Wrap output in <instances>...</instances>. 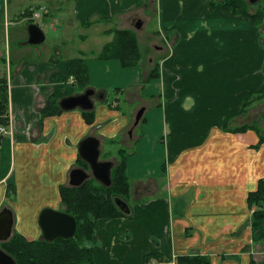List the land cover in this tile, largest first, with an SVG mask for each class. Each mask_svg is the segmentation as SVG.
<instances>
[{
	"label": "crops",
	"instance_id": "obj_1",
	"mask_svg": "<svg viewBox=\"0 0 264 264\" xmlns=\"http://www.w3.org/2000/svg\"><path fill=\"white\" fill-rule=\"evenodd\" d=\"M213 1L217 3L211 6ZM218 1L0 0V20L5 27L17 22L26 24L32 13H40L42 32L45 29L54 34L55 41L58 35L60 42L44 45L46 33L44 41L35 46L27 43L28 35H14L12 42L9 37L4 40V51H0V61L9 67L5 78L9 87L7 112L13 122L11 133L0 135V210L11 209L12 233L26 240L42 238L39 213L45 208L62 210L59 186L69 185L68 173L77 167L76 147L82 139L95 136L100 140V155L113 160L118 149L129 152V179V171L135 169L133 157L150 153L147 157L156 164L151 166L153 171L146 169L144 178L131 183L135 186L134 201L150 200L139 202L136 208L154 209L150 215L154 221L163 208L172 216L164 225L163 236L149 239L142 235L143 241H134L136 236L129 241L113 236L110 240L107 236L114 222L120 221L116 225L125 229L122 222H128L127 218L98 220L91 241L92 264H175L176 256L188 253L208 255L211 264H250L251 259L264 262V240L252 242L246 202L249 191L256 189L259 178H264V143L256 150L259 138L255 131L230 133L222 128L249 124L238 120L246 113L243 105L255 94L264 93V51L258 46V34L251 21L224 12ZM176 5L182 10H198L185 20L184 34L173 31L166 18ZM137 21L141 22L138 29ZM50 22L54 29L48 26ZM155 22L152 32L145 35L148 45L140 51L139 65L129 68L133 71H124L115 60L98 59L103 46L112 40L107 31L131 29L137 37L138 31L143 34ZM189 22L195 27L187 30ZM100 25L104 28L99 33L91 32ZM223 33L233 35L235 40L218 60L213 57L215 51L192 47L193 41L200 42L206 35ZM73 58L84 59L88 89L95 92L91 125L84 121L80 109L63 110L41 119L46 96L52 94L59 102L80 94L75 79L66 77L65 63ZM91 68L106 73L115 69L122 77L107 86L91 84ZM154 69L158 76L148 78ZM257 72L260 79H252ZM111 89L114 102L107 104ZM122 101L138 104L127 114L122 111ZM223 103L232 104L234 109H221ZM140 109L144 112L134 124ZM151 138L153 143L148 148L143 143ZM102 146L117 148L115 152L108 148L104 153ZM147 161L142 159L141 168L149 167ZM9 185L15 193L11 201L5 196ZM188 231L193 234L191 239L185 236ZM99 242L104 245L97 246ZM131 250L137 259L129 261L126 253ZM151 253H157L161 260L143 262L144 256Z\"/></svg>",
	"mask_w": 264,
	"mask_h": 264
},
{
	"label": "trees",
	"instance_id": "obj_2",
	"mask_svg": "<svg viewBox=\"0 0 264 264\" xmlns=\"http://www.w3.org/2000/svg\"><path fill=\"white\" fill-rule=\"evenodd\" d=\"M216 3L213 1L211 6ZM218 4H221L224 12L251 21L256 33L258 35L261 33L260 26L264 25V0L257 2L258 7L253 12L249 11L250 6L246 0H219ZM106 33L112 35V40L103 46L101 52L97 55L98 59L103 61L115 60L124 69L138 66L141 60V52L135 32L131 29H113ZM261 49L263 50L264 46ZM65 70L67 78L73 77L75 79L74 85L78 92L81 93L88 89L89 76L84 59L73 58L67 60ZM157 76V69H154L149 73L148 78L154 79ZM6 85V79L0 77V126L4 127L8 123L7 110L9 105ZM46 97L45 106L40 111L41 119L44 116L63 112L62 109H59L57 99L52 94ZM263 97L264 94H261L247 101L243 105L244 110ZM82 114L85 118L84 121L88 124L91 125L94 122L93 111H83ZM222 128L225 132L230 133L255 131L259 138L257 145H255L256 150L264 143V135L261 134V129L256 124H243L233 128L224 126ZM116 155L118 161L110 171L112 180L110 187L99 185L92 179L87 180L79 187L59 186L61 211L71 215L76 220V231L73 237L69 239L56 238L52 242H47L42 238L26 240L23 235L13 232L9 240L0 243V247L6 254L14 258L16 264H92L94 254L92 246L89 244H91L96 232L95 224L102 219L108 221L124 218L125 216L117 211L112 197L117 196L129 202L132 194V184L127 175L126 158H128L129 152L120 148L117 150ZM76 166L79 169H88L87 164L79 157L76 160ZM10 186L12 185L7 186V188ZM7 188L5 196L8 198L9 189ZM246 202L250 212L248 220L251 239L252 242L259 243L264 240V178L258 179L256 189L249 191ZM185 236H190L189 231L186 232ZM84 241H89L88 246H83ZM246 250L247 247L243 248V251ZM151 259L161 260L157 253H151L144 256L143 262H148ZM174 260L175 264H211L208 255H199V253L178 255ZM250 264L261 263H256L251 259Z\"/></svg>",
	"mask_w": 264,
	"mask_h": 264
},
{
	"label": "rangeland",
	"instance_id": "obj_3",
	"mask_svg": "<svg viewBox=\"0 0 264 264\" xmlns=\"http://www.w3.org/2000/svg\"><path fill=\"white\" fill-rule=\"evenodd\" d=\"M246 1L248 2L249 6H250V8H249L250 12H253V10H255L258 7L257 3L252 4L248 0H246ZM2 7H3L2 2H0L1 20H2V14H3V8ZM196 12H198V10L196 8H192V9L190 8V10L189 9L182 10L180 7H178L176 5V6L171 8V10L168 13L166 18H168L167 20H169L171 22V27L173 28V31L178 30L181 34H184V32H183L184 27L183 26H184L185 20H187L188 18H191L193 15L196 14ZM154 24H156V22L149 24L146 27L145 32L143 34L140 31L137 32L138 33L137 37L139 38V41H140V51L142 49H144L146 45H148V43H146L144 41V40H146L145 35L148 36V34H150V32H152V29H154V27H153ZM224 26L231 28V25H224ZM194 27L195 26L192 25L191 22H189L185 28L187 30H190V28H194ZM101 28H104V26L103 25L96 26L95 28L91 29V32L92 33H99V30ZM44 32H45L44 33L45 35L47 33L46 41L44 42L45 43L44 45H47L48 43H52L55 41L52 39V38H54V34H52L51 32H46L45 29H44ZM260 32L261 33L259 35H257V43H258L259 47L261 45V47L263 48V46H264V25L260 26ZM14 35H16L18 37L25 38L28 35L27 25L25 23H22V22H17L15 24H11V25L5 27V24L3 23V21H1L0 22V51H4V47H3L4 46V40L7 38V41H8V37H9V43H10V42H12ZM55 37L57 38V40L55 41V44L59 43V45H60V42L58 41V39H59L58 35H55ZM201 39H202L201 40L202 42L201 41L200 42L193 41L192 47L200 46L203 48H207L209 51H215L216 55L213 57L218 60L219 58L223 57L224 50L228 45H231V46L234 45L235 37H233V35H229V34L227 35L226 33H223V34H217V35H213V36L206 35L204 38H201ZM75 41H77V40H75ZM11 47H13V49H14L13 43H12ZM210 58H212V56ZM263 64H264V62L261 64L262 69H263ZM8 69H9L8 64L4 63L3 61H0V77H4L7 79L8 75H9ZM262 69H261V71H262ZM91 70H92V81H90V82H91V84H95V85L104 84L103 86H107L106 84H109L111 82L114 83L117 80H120L122 77L120 72L115 71V69L113 71H111L110 73H106L100 68H91ZM124 71H133V69L127 68ZM252 76H253L252 79L255 76L256 80H259L261 77L258 72ZM71 87L74 88V86H72V85H71ZM113 93H114V90H112V89H111V91L108 90V93H107L108 95L106 98V100L108 102L107 104H109L110 102L111 103L114 102L113 100L115 98V94H113ZM257 95H259V93L255 94V96H257ZM255 96L250 98L248 101L252 100ZM8 98H9V87H8ZM95 104H98V101H95ZM137 104H138L137 102H133V103L131 102L128 104V103H125L124 101H122V106H121L122 111L126 112L127 114H130L131 110L133 111L134 108L136 107L135 105H137ZM230 105H232V104L223 103V104H220V108L221 109L227 108V110L234 109ZM245 112L246 113L244 114V116L243 117L241 116L240 119L238 120V123L242 124L244 122H247L249 124H256L261 129V133H263V135H264V97L258 101L253 102L251 105H249L246 108ZM210 118H212V117H209V120H210ZM150 141H151V143H150ZM152 143H153V139L151 138L150 140L149 139L145 140L143 144L149 148V146H150L149 144H152ZM102 147H103L104 153H105V150L108 148L111 150V152H115V150L117 148L116 146H114V147L102 146ZM148 155H150V153L145 152L144 154L141 153L140 155H136L135 157H133V161H134L133 165H135L134 166L135 169L131 172L129 171L130 181L132 184L135 183L137 180L144 178L145 173H146V169L148 171H153L152 170L153 167H151V166L156 165V164H155V162H151L152 158L147 157ZM109 158H111V157L104 156V154L101 153L99 160L113 161V163L116 164L115 163L116 158H113V160H111ZM142 159L148 160L147 164H149V167L145 166V167L141 168V164H139V163L142 161ZM117 161H118V159H117ZM140 170L143 172L141 175L139 174L141 172ZM12 188H14V187L10 186L9 188H7V189H9V196L7 199L8 201L13 200V198L15 196L14 189H12ZM132 188L134 189L135 186ZM133 189H132V192H133ZM134 200H135V197H133V195L131 194V198H130L128 203L132 208L135 207L136 211L133 210L131 217H124V218H127L126 220H129L128 222L127 221L122 222V224L125 226V229H120V226L118 227L116 225L120 221L112 223L113 224L112 227H109L110 225L104 226L105 228L109 227L107 230V236L110 237V240L113 239L112 236L116 237L118 239L119 238L124 239L126 241H129L131 239V237L134 238V236H136L134 238V241H143V236H148L149 239H152L155 237L157 239H159L161 236H163L162 233H163V230L165 229L164 225L171 218V216H172L171 212H169L165 208H163L164 211L161 209L160 211L157 212L156 220L154 221V218L152 216H150V215H152L154 209L146 208V210L142 209L140 211V210H137V208H136V205L139 202L140 203H146L147 200H150V199L145 198L143 201L142 200L141 201H134ZM187 204L188 203L186 201V205ZM184 209H183V213H185ZM152 235H155V236L152 237ZM121 236H123V237H121ZM125 236H127L128 238L126 239ZM192 236H193V234L190 235L189 239H191ZM88 244H89V241H84L83 246H88ZM96 244H97V246H103L104 242H99ZM89 245H91V244H89ZM126 254L128 256L129 261L132 259H137V256L135 255V253L132 250L127 252Z\"/></svg>",
	"mask_w": 264,
	"mask_h": 264
},
{
	"label": "water",
	"instance_id": "obj_4",
	"mask_svg": "<svg viewBox=\"0 0 264 264\" xmlns=\"http://www.w3.org/2000/svg\"><path fill=\"white\" fill-rule=\"evenodd\" d=\"M252 4H256L259 0H248ZM141 22L137 21L135 27L138 29ZM29 45H37L44 41V33L39 26L30 24L27 26ZM264 62V61H263ZM264 72V64H263ZM264 75V74H263ZM95 94L93 89H87L83 93L64 97L59 100V109L64 111H71L80 109L82 111H90L93 108L92 97ZM100 99L103 95L99 94ZM144 109H140L135 116V123L139 122ZM100 140L95 136H88L79 142L76 147L81 160H83L88 169L76 167L72 169L69 174L68 186L79 187L89 179H93L104 187H110L112 184L111 172L114 163L108 160H99L100 157ZM113 203L121 214L125 217L132 215V208L127 201L117 196L112 197ZM9 207H4L0 210V243L9 240L12 235V227L14 218ZM76 220L69 214L62 213V211L45 208L39 213L38 227H40L42 240L52 242L56 238L69 239L74 236L76 231ZM0 264H16L14 258L6 254L0 247ZM261 264H264L261 263Z\"/></svg>",
	"mask_w": 264,
	"mask_h": 264
},
{
	"label": "built area",
	"instance_id": "obj_5",
	"mask_svg": "<svg viewBox=\"0 0 264 264\" xmlns=\"http://www.w3.org/2000/svg\"><path fill=\"white\" fill-rule=\"evenodd\" d=\"M28 21H31L37 25L42 26L43 25V19L40 13H32L31 17L27 19ZM49 27H51L52 29H54L55 25L53 22L48 23ZM8 127H0V135H5L8 133H11V128H13V124L11 119H9V123H8ZM147 264H156L154 261L148 262Z\"/></svg>",
	"mask_w": 264,
	"mask_h": 264
}]
</instances>
